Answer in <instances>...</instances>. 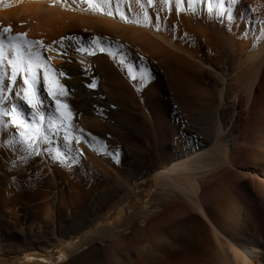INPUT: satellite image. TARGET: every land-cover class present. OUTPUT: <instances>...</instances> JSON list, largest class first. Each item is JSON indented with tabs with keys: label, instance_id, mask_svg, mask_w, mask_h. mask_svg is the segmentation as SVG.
<instances>
[{
	"label": "bare ground",
	"instance_id": "obj_1",
	"mask_svg": "<svg viewBox=\"0 0 264 264\" xmlns=\"http://www.w3.org/2000/svg\"><path fill=\"white\" fill-rule=\"evenodd\" d=\"M204 2L200 8L197 0H93L94 6L84 0H0V176H46L60 154L65 161L60 170L74 176H109L108 169L95 164L99 152L115 165L116 174H146L151 165L165 164L166 170L154 172L161 191L173 196L169 216L192 212L196 224L195 237L186 240L181 220L173 223L181 240L176 239L170 264H264L258 212L247 209L260 228L255 235L245 222L246 210L232 204L227 193L234 188L229 177L244 175L245 152L255 157V173L263 181L251 178L252 184L264 183V135L255 118L264 89L259 81L264 0ZM199 15L214 23L219 18L228 28L221 42L227 55L240 49L251 53L242 55L253 67L237 77L240 95L231 93L234 81L222 88L223 75H216L219 84L213 89L206 85V64L199 66L196 56L219 36L213 29L219 22L206 32L201 27L206 20H199L198 30ZM231 96L254 115L249 129L259 134L247 139L250 148L240 140L243 115L226 129ZM221 102L222 115L214 106ZM235 131L240 138H234ZM79 249L72 247L69 255ZM66 258L63 253L59 260Z\"/></svg>",
	"mask_w": 264,
	"mask_h": 264
},
{
	"label": "rangeland",
	"instance_id": "obj_2",
	"mask_svg": "<svg viewBox=\"0 0 264 264\" xmlns=\"http://www.w3.org/2000/svg\"><path fill=\"white\" fill-rule=\"evenodd\" d=\"M204 3V0H197L200 8ZM229 12L230 10L227 9L226 15ZM199 16L200 19L196 17L198 18L195 22L196 29L200 30L201 27H205L207 29H202L206 32L216 29L214 31L219 35L216 34L214 41L211 42V47L202 46V50H199L198 53H200L196 56H199L197 58V61L200 62H197L199 66L202 61L206 64L205 67L202 65L208 70L206 85L213 89L216 83L219 84L216 75H223L225 81L220 82L222 88L228 87L234 81L235 83H232L233 86L230 88L231 93L240 95L242 90L239 89L236 80L241 73L253 67L252 63L247 64L246 59H243L244 55L247 58L251 53L240 49L239 52L232 51L227 55V47H223L221 42L225 36L227 37L228 33L226 34L224 31H228V28L224 27L225 24H222L223 22L219 18L216 20L219 24L216 25L217 22L214 23L213 18L210 17L211 22L208 20L209 18L204 19L203 16ZM228 19L226 17L227 21ZM199 20H201L200 24L206 20L204 22L206 26H203V23L199 29ZM207 21L210 23H206ZM207 24H214V26ZM218 27H222L219 29L221 32L217 31ZM211 31L208 33L214 37L215 32L213 34ZM227 42L231 43L229 39ZM201 44L203 43L201 42ZM209 48L211 50L207 51ZM243 52L246 53L243 54ZM241 62L245 64L241 65ZM262 66L259 81L264 84V65ZM213 94L215 97V92ZM258 95V100H256L258 119L255 118L261 127L260 134L264 135V119H262L264 118V89ZM230 99L231 109L228 110L225 118L226 129L230 130L233 123L239 120L238 115H243L242 130H239L242 131V136H240L242 139L238 135L239 132L235 131L233 136L236 139L240 138L243 144L246 143L244 146H247L253 134L259 132L254 129L253 133V129H249L251 126L249 124L255 123L253 122L254 115L250 116L247 113L248 107H243L244 102L240 104L238 97L231 96ZM168 100L171 104L174 101L171 96ZM218 105L214 104L222 115L224 103L221 102V105ZM32 121L35 125L39 124V119H35V117ZM244 138H246L245 142ZM89 139L87 138L86 141L92 153L94 149H92V142ZM247 139L249 140L247 141ZM233 141L236 142L235 139ZM152 144L153 147L156 146L154 142ZM247 148L250 147L247 146ZM232 152L235 153V150ZM102 155L101 152L95 155L99 159L96 158L95 164L99 166L102 164L104 169H108L109 176H74L71 172H63L60 170L65 164L62 154L59 155V158L53 157L50 168L48 167L52 170L47 169L46 176H24L21 174L14 176L13 179L0 176V264H135L137 260L136 264H142L145 258L147 259L145 264H164L165 258L167 259L166 264L174 262L177 251V246L174 245L178 244L177 240H181L177 239L179 237L177 228L179 227L180 233L188 231L184 237L182 236V239L190 240L193 235L195 237L196 233H192V228L196 224L195 215L192 212L189 213L190 215H179V218L169 216L167 207L171 204L173 196L161 191L157 174L154 172V169L158 168L166 170L168 166L161 164L153 169L151 165L149 173L128 176L125 170L116 174L115 165ZM253 158L255 157L245 152L241 158L243 168L240 166L244 175L229 177L230 181L235 183L231 182L234 184V188L227 193L232 204L234 203L236 206L239 204L238 208L242 211L246 210L244 218L245 222L249 223L250 232L260 235L259 226L255 225L256 223L253 222L247 210L249 207L250 209L255 208L261 226L264 228V183L260 186L252 184L251 178H257V181L263 182L255 173L257 165ZM115 174L117 176H114ZM262 187L263 189H261ZM176 220H181L178 227L173 226ZM181 226L183 227L180 228ZM74 246H79L81 249L74 255H69ZM63 253L67 258L60 262L59 258ZM141 258L143 261L139 263ZM56 259L59 262H55Z\"/></svg>",
	"mask_w": 264,
	"mask_h": 264
},
{
	"label": "snow or ice",
	"instance_id": "obj_3",
	"mask_svg": "<svg viewBox=\"0 0 264 264\" xmlns=\"http://www.w3.org/2000/svg\"><path fill=\"white\" fill-rule=\"evenodd\" d=\"M84 2L88 3L90 6H94L93 5V0H84ZM109 15H111V13H109ZM6 31H10V28L6 29ZM18 35L23 36V35H26V34H18ZM34 43H36V42H34ZM15 76H16V69H15V66H14V68H13V77H15ZM27 83H28V81L25 80V84H27ZM25 95L27 97V93ZM29 103H31L30 99H29ZM27 143L29 144L30 147H32V151L34 153L35 152V148L32 146L31 141H27Z\"/></svg>",
	"mask_w": 264,
	"mask_h": 264
}]
</instances>
